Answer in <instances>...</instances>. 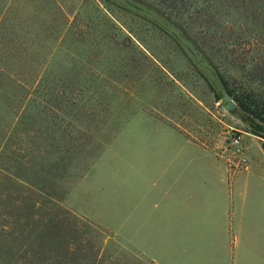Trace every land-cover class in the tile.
I'll return each instance as SVG.
<instances>
[{
  "label": "rangeland",
  "instance_id": "obj_1",
  "mask_svg": "<svg viewBox=\"0 0 264 264\" xmlns=\"http://www.w3.org/2000/svg\"><path fill=\"white\" fill-rule=\"evenodd\" d=\"M54 1L68 31L53 45L51 68L68 87L54 97L59 110L52 115L29 106L18 155L13 138L0 149V264L12 245L7 228L25 235L22 222L7 227L14 202L29 199L22 187L47 189L59 207L56 224L41 226L20 264H178L176 254L133 245L129 223L116 214V195L120 201L130 193V161L147 151L136 138L148 130L149 150L168 137L172 154L202 160L187 173L226 174L235 207L246 205V195L250 208L264 207V124L235 100L264 85V0L246 5L261 27L252 25L253 32L243 18L236 21L233 7L242 13L245 5L232 0H187L185 20L142 0ZM31 126L36 133L28 136ZM253 237L245 248L257 247ZM249 249L244 264H252Z\"/></svg>",
  "mask_w": 264,
  "mask_h": 264
},
{
  "label": "crops",
  "instance_id": "obj_2",
  "mask_svg": "<svg viewBox=\"0 0 264 264\" xmlns=\"http://www.w3.org/2000/svg\"><path fill=\"white\" fill-rule=\"evenodd\" d=\"M145 133L144 138H136L147 147L145 157L130 161V193L124 198L119 195L120 201L115 197L120 223H129L131 243L146 254H176L178 264H186V256L192 257L193 264H234V259L244 264L249 249L245 245L253 235L257 247L249 249L251 261L261 264L264 207L250 208L248 195L245 206L235 207L233 184L226 174L213 169L212 173L197 169L187 173V167L203 164L202 160L184 161L172 154L168 137L166 142L157 140V151L149 150L154 138L148 135L154 132ZM234 235L240 239L236 245ZM153 258L163 263L158 256Z\"/></svg>",
  "mask_w": 264,
  "mask_h": 264
},
{
  "label": "trees",
  "instance_id": "obj_3",
  "mask_svg": "<svg viewBox=\"0 0 264 264\" xmlns=\"http://www.w3.org/2000/svg\"><path fill=\"white\" fill-rule=\"evenodd\" d=\"M142 1L155 4L167 15L176 18L183 16V20L187 16V0ZM215 1L219 5L224 4L221 3L222 0ZM232 1L245 5L242 13L233 7L236 21L243 18L249 23L250 31L252 25L258 27L255 30L261 29L251 19L246 6L260 0ZM67 31L68 18L54 0H0V149H4L6 142L13 138L17 147L15 155L22 150L20 128L23 125L22 118L30 105L36 106L38 112H46L48 115L59 110L53 105L54 97L65 96L68 86L63 76L52 71V49ZM249 44L251 43L248 42ZM235 100L244 112L264 124V85H261V93L248 90L247 94L236 96ZM28 129V136L36 133L34 126ZM22 133L26 131L23 130ZM22 188L29 193V199L23 197L21 200L18 197L14 202L16 210L10 211L7 227L22 222L25 235L10 232V228H7L11 233L8 236L12 240L7 251V264H20V252H24V247L27 246L25 251L32 253L40 238L38 230L41 226L56 224L53 211L59 207L56 205L57 199L45 188H38L37 191H30L33 189L29 187ZM24 199L25 204L22 203ZM19 210L21 213L17 218L16 211ZM62 212V221L68 223L69 213ZM72 219L77 226L81 223L75 217Z\"/></svg>",
  "mask_w": 264,
  "mask_h": 264
}]
</instances>
